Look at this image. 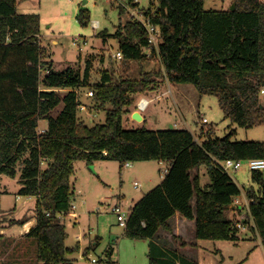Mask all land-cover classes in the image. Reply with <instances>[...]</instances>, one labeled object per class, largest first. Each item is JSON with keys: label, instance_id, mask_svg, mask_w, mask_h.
Segmentation results:
<instances>
[{"label": "trees", "instance_id": "1", "mask_svg": "<svg viewBox=\"0 0 264 264\" xmlns=\"http://www.w3.org/2000/svg\"><path fill=\"white\" fill-rule=\"evenodd\" d=\"M125 1L138 5L135 0ZM153 1L144 13L161 32L159 50L153 52L168 81L189 83L201 95L216 96L233 124L263 125L264 0H234V10H206L204 0H156L154 8ZM18 3L0 0V174L14 177L17 164L22 163L18 195L36 197V202L32 215L11 224L35 219L26 236L37 241V261L75 264L69 255L79 246L65 244L67 233L58 214L71 210V176L79 160L118 161L121 167L152 160L168 165L162 182L132 205L124 228L130 238L149 240V264H198L155 239L161 229L173 232L171 219L177 212L194 220L195 239L239 241L242 229L227 211L242 191L220 162L264 159V141H233V130L218 137L208 129L207 139L198 142L186 129H125L123 118L129 107L138 93L158 88L160 71H142L137 78L118 81L104 71L94 86L93 99L100 108L111 107L103 123L89 126L78 116V90L87 85L90 65L83 72L72 66L56 71L41 45L40 15L18 12ZM77 19L88 24L89 10L81 8ZM100 35L104 40L109 36L105 31ZM114 37L123 59L146 57L148 33L139 20L120 25ZM62 102V110L52 115ZM42 120L47 121L44 133L39 132ZM202 165L210 180L205 186L198 174L193 175ZM251 177L258 188L251 186L245 192L249 214L243 223H253L250 229L264 244V170L251 171ZM112 252L110 247L107 255Z\"/></svg>", "mask_w": 264, "mask_h": 264}, {"label": "rangeland", "instance_id": "2", "mask_svg": "<svg viewBox=\"0 0 264 264\" xmlns=\"http://www.w3.org/2000/svg\"><path fill=\"white\" fill-rule=\"evenodd\" d=\"M138 2V5L133 6L125 0H19L18 12L40 15L41 45L46 52L45 58L52 62L56 71L72 66L83 72L86 65H90L87 85L78 90L81 105L85 106V109L79 108L80 120L89 126L105 121L106 109L111 105L100 108L93 99L94 86L101 81L104 71H108L114 81L123 77L137 78L142 71H160L162 75L158 88L138 93L135 105L129 107V113L123 118L125 129H186L193 133L198 142L207 139L204 134L208 129H212L213 136L218 137L233 130V141H264V124L251 128L233 124L220 108L216 96L201 95L189 83L169 82L156 52L141 61L119 60L115 57L120 48L114 37L118 27L135 18L133 15H138V9L144 12L151 5V0ZM153 2L156 8L157 1ZM233 4L234 0H204L206 10H226ZM120 7H123V11ZM81 8L89 10L90 19L86 25L77 19ZM104 31L109 35L106 40L100 35ZM44 74L42 70L41 76ZM60 92L65 93L66 90ZM141 94L152 99L146 110L137 106ZM260 102L264 105V93L260 94ZM62 108L63 102L52 111V115L56 116ZM134 110L142 112L145 119L140 122L134 120L131 115ZM203 118L208 123H204ZM46 126L47 121L42 120L39 128ZM96 164L94 167L86 161L75 162V171L71 176V188L75 190L71 203L75 208L71 211L76 215L58 214V221L65 225L67 233L65 244L79 246L69 256L75 264H149V240L126 236L111 209L116 205L130 209L162 182L168 165L155 160L132 162L133 165L129 167H121L118 161L112 160H99ZM21 166L19 162L14 177L0 174V254L5 255L1 264H18L21 248H25L29 255L27 264H43L34 259L36 239H21L28 230L26 224H11V220L32 215L36 202V197L18 195ZM200 167L201 184L204 186L210 180L206 166ZM229 173L243 191L251 185L257 187L247 165L239 170H230ZM135 181L139 182L138 188L134 185ZM246 219L243 217L239 222L243 223ZM252 224L240 230L241 239L237 242L198 240L202 246L196 252L200 264H264V244L258 234L251 232ZM246 232L251 237H247ZM16 243L19 246L14 250L13 244ZM110 247L113 252L107 255ZM93 259L97 262L93 263Z\"/></svg>", "mask_w": 264, "mask_h": 264}, {"label": "crops", "instance_id": "3", "mask_svg": "<svg viewBox=\"0 0 264 264\" xmlns=\"http://www.w3.org/2000/svg\"><path fill=\"white\" fill-rule=\"evenodd\" d=\"M40 41H41V35H40ZM139 96L148 98L147 96H145V94H141ZM148 99L150 101H152L151 98H148ZM137 104H138V102H137ZM134 105H135V103H134ZM135 111L136 110L132 111L131 115H133V113ZM141 113L142 112H140V114ZM144 119L145 118L143 116V120ZM97 161H99V160H97ZM97 161H94L93 162V166L94 167L97 165L96 164ZM100 161H103V160H100ZM157 162L159 164H163V162H160V161H157ZM200 168H195L193 170V172H194V175L195 174H198L199 175V177H200V183H201V171L199 170ZM206 172H207V169H206ZM235 182L238 184L237 181H235ZM238 186L240 187L239 184H238ZM251 186H253L255 188H258V186L257 187L254 186V185H251ZM241 191H242L241 195L234 198L233 203L230 205V207H229V209L227 211L228 218L229 219H233L235 221H241L243 217L248 218V214H249V201H248L247 196H246V193H245L246 191H243L242 189H241ZM74 192H75V190H74ZM193 203H194V200H193ZM34 223H35V219H32V221H29L28 223H26V226L28 227V230L25 232L24 238H21V239H24V240L31 239L28 236H26V234H27V232L29 231V229L31 228V226ZM171 225L173 227V232L171 233V232H168V231H165V230H162V229L159 230V232L157 233V237L155 238L156 241L163 248L177 249L181 255H183V256H185L187 258L193 259V260L197 261L198 264H200L199 259H197V257H196V252L199 250V247L201 245L199 244L200 242L198 241L200 239H195L194 238V231H195V223H194V220L187 219V218L183 217L179 212H177L173 216V218L171 219ZM251 232L253 233V230H251ZM246 233H247L246 234L247 237L248 236L251 237V235L249 234V232H246ZM173 235L177 236V238L176 239L173 238ZM183 241L187 242L188 245L183 246L182 245V242ZM189 243H192L193 245H191ZM10 245H12V243ZM13 245H14V247L12 249H14V250L19 246V244H17V243L16 244H13ZM69 247H74V246H69ZM20 251H21V253H20L21 256H20V259L18 260V264H27L28 263V258H29V255L26 254L27 251H25V248H21ZM4 256H5L4 253H1L0 254V264H1L2 259H3ZM34 259H36V255L35 254H34Z\"/></svg>", "mask_w": 264, "mask_h": 264}, {"label": "built area", "instance_id": "4", "mask_svg": "<svg viewBox=\"0 0 264 264\" xmlns=\"http://www.w3.org/2000/svg\"><path fill=\"white\" fill-rule=\"evenodd\" d=\"M137 2V4H139L138 0H135ZM133 15V14H132ZM133 17H135L137 20H139L142 25L145 27L147 33H148V43H149V47L146 48V56H151V53H153V51L155 50L156 52H158L159 50V44L162 40V36H161V32L159 30V27L157 25H154L151 22V19L149 16H147L141 9H138V15H133ZM95 24V23H94ZM116 58H118L119 60H122L123 54L122 52L119 50L116 55ZM160 59V58H159ZM261 93H264V88H262ZM150 100L146 97H141L138 101V108L141 110H146V108L149 106L150 104ZM80 109H85L84 105H80L79 106ZM203 122L204 123H208V121L206 120V118H203ZM46 131V127L43 128H39V132L40 133H44ZM243 165H247V167L249 168L250 171L253 170H264V159H242V160H234V159H226L220 162V166L225 170V171H230V170H239L243 167ZM125 167H129L132 166L131 162H126L124 164ZM134 185L136 188L139 187V182L135 181ZM75 206L72 205L71 209H74ZM111 211L116 214L117 219H118V223L120 226H122L123 228H126L127 226V221L130 215V209H124L122 206L120 205H116L114 207H112ZM59 214H63L64 216L66 215V213L64 212H60ZM76 215V213L74 211H69L67 213V215ZM66 215V216H67ZM240 229H247L248 224H244L238 221V225H237ZM93 263L97 262L96 259L92 260ZM116 264V263H114Z\"/></svg>", "mask_w": 264, "mask_h": 264}, {"label": "water", "instance_id": "5", "mask_svg": "<svg viewBox=\"0 0 264 264\" xmlns=\"http://www.w3.org/2000/svg\"><path fill=\"white\" fill-rule=\"evenodd\" d=\"M232 10L235 9V4L232 5L231 7ZM133 119L136 120V121H143V116L140 114L139 111H135L132 115Z\"/></svg>", "mask_w": 264, "mask_h": 264}]
</instances>
